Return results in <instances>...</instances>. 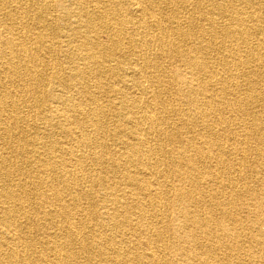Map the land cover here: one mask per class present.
Masks as SVG:
<instances>
[{
    "label": "bare ground",
    "instance_id": "1",
    "mask_svg": "<svg viewBox=\"0 0 264 264\" xmlns=\"http://www.w3.org/2000/svg\"><path fill=\"white\" fill-rule=\"evenodd\" d=\"M16 2L0 264H264V0Z\"/></svg>",
    "mask_w": 264,
    "mask_h": 264
},
{
    "label": "rangeland",
    "instance_id": "2",
    "mask_svg": "<svg viewBox=\"0 0 264 264\" xmlns=\"http://www.w3.org/2000/svg\"><path fill=\"white\" fill-rule=\"evenodd\" d=\"M16 1L17 0H9V4L11 5L10 6L11 8H9L10 12L13 11V13H14V10L18 9L16 7L18 5H21L23 10H27V9H25L26 5H23L21 3H17ZM2 3L3 2L0 1V5H2ZM55 3L56 2L51 3L52 4V6H51L52 11L57 10V7H56ZM9 10L7 9V10H5V12L4 11H0V20L1 21H7L6 23L12 24V22L10 20H8L9 17L7 16V13H8ZM19 10H22V9H19ZM30 17L34 18L32 13H31ZM40 30H43V29L40 28ZM105 37L102 36V39L106 40L107 37L106 38ZM24 104L19 105L18 113H19L20 117L23 118V120L18 123V127H19V129H24L25 131L27 130L29 135L34 136L37 133V131H38V127H37V124H36L37 123L36 120L38 121L37 115L40 112L43 113V108L35 107L34 103H24ZM41 104L43 105V103H41ZM97 205H98V203H97ZM99 205H100V203H99ZM247 220H251V219L248 217ZM260 229H261V231H264V226H260ZM246 245H247V243H246ZM223 264H227V263H223Z\"/></svg>",
    "mask_w": 264,
    "mask_h": 264
}]
</instances>
